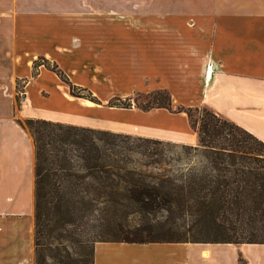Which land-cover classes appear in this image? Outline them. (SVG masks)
Segmentation results:
<instances>
[{"label":"crops","instance_id":"crops-1","mask_svg":"<svg viewBox=\"0 0 264 264\" xmlns=\"http://www.w3.org/2000/svg\"><path fill=\"white\" fill-rule=\"evenodd\" d=\"M178 2L0 0V264H33L34 146L19 121L196 147V132L177 108L204 106L264 143V0ZM38 57L100 103L71 95L43 65L34 73ZM153 90L168 92L169 108L106 105ZM175 263L264 264V243L93 247V264Z\"/></svg>","mask_w":264,"mask_h":264},{"label":"trees","instance_id":"trees-1","mask_svg":"<svg viewBox=\"0 0 264 264\" xmlns=\"http://www.w3.org/2000/svg\"><path fill=\"white\" fill-rule=\"evenodd\" d=\"M39 65L66 83L71 95L100 103L89 90L72 84L54 62L38 57L32 63L34 73ZM129 101V97H112L106 105L130 108ZM168 101L156 107L169 108ZM177 110L185 112L188 119L193 110L203 112L198 130L191 121L190 124L198 146L205 150V164L200 171H192L185 185L163 178L151 181L121 164L124 151H136L122 142V138H130L128 134L36 118L19 121L30 133L34 146L35 264L61 262L63 242L69 240L84 218H91L92 224L90 236L80 240L81 246H89V251L81 253V264H93V247L98 241L264 243L239 241L229 234L210 240H152L143 237L148 233L143 226L126 228L124 218L129 214L153 213L175 206L188 207L193 213L205 215L204 219L218 228L233 232L264 226V143L204 106H179ZM141 153L153 152L144 145ZM106 235L114 238H103Z\"/></svg>","mask_w":264,"mask_h":264},{"label":"rangeland","instance_id":"rangeland-1","mask_svg":"<svg viewBox=\"0 0 264 264\" xmlns=\"http://www.w3.org/2000/svg\"><path fill=\"white\" fill-rule=\"evenodd\" d=\"M167 2L171 0H159ZM177 4L188 0H174ZM165 90L136 91L128 95L131 107L142 109L164 105L168 101V92ZM94 96V95H92ZM95 97V96H94ZM122 99L124 97H121ZM19 95L17 97L18 103ZM85 103V101H83ZM92 104V102H91ZM150 109V108H149ZM202 111H192L191 124L198 130L200 127V118ZM130 138H122L128 146L136 151H124L122 163L127 169H134L145 176L146 179L154 181L157 179H171L174 184H184L192 171L198 172L205 164L204 149L200 146L187 147V145L173 144L169 142L145 143L137 139L139 136L129 135ZM102 143H100L101 145ZM147 145L153 153H141ZM192 169V170H191ZM168 210L160 209L153 213L129 214L124 218V224L128 230L137 226H143L148 229L144 238L152 240H210L221 238L224 234H229L233 238L237 237L239 241L264 240V226L262 229H243L230 231L225 228H218L207 219L205 215H198L190 211L188 207ZM92 224L91 218H84L81 225L74 228L68 241L63 242L60 248L61 262L52 264H81V253L89 251V246L83 247L80 240L84 236H90L89 229ZM147 232V231H146ZM251 235V236H250ZM103 238H114L112 235H106ZM66 249V250H65ZM33 264L34 253H33Z\"/></svg>","mask_w":264,"mask_h":264},{"label":"bare ground","instance_id":"bare-ground-1","mask_svg":"<svg viewBox=\"0 0 264 264\" xmlns=\"http://www.w3.org/2000/svg\"><path fill=\"white\" fill-rule=\"evenodd\" d=\"M85 104H91V102L88 100H85Z\"/></svg>","mask_w":264,"mask_h":264}]
</instances>
